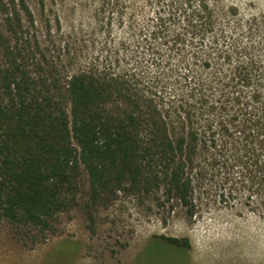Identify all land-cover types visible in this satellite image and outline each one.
<instances>
[{
  "label": "trees",
  "instance_id": "16d2710c",
  "mask_svg": "<svg viewBox=\"0 0 264 264\" xmlns=\"http://www.w3.org/2000/svg\"><path fill=\"white\" fill-rule=\"evenodd\" d=\"M144 2L147 15L140 25L123 24L112 55H150L153 63L157 55H190L186 77L204 96L211 55L226 52L217 19L236 11L210 0ZM113 15L119 26L123 13ZM32 23L26 0H0V218L49 229L79 168L90 204L116 192L158 191L159 206L192 217L210 181L222 203L264 196V89L255 73L232 71L217 97L210 90L213 100L196 101L193 113L182 102L172 122L135 70L106 80L87 70L59 76L45 55H23L18 45Z\"/></svg>",
  "mask_w": 264,
  "mask_h": 264
},
{
  "label": "rangeland",
  "instance_id": "374dc122",
  "mask_svg": "<svg viewBox=\"0 0 264 264\" xmlns=\"http://www.w3.org/2000/svg\"><path fill=\"white\" fill-rule=\"evenodd\" d=\"M210 1L236 12L217 19L226 52L211 55L204 96L197 93L199 81L186 77L190 55H157L154 63L150 55H112L125 35L123 24L140 25L147 15L144 0H26L33 23L23 29L28 47L22 42L18 47L23 55H45L59 76L87 70L106 80L135 70L140 88L155 95L160 110L177 122L182 102L192 103L193 113L196 101L213 100L210 90L217 97L234 70L255 73L264 89V0ZM116 10L123 13L119 26ZM78 175L69 191L62 189L68 203L49 229L0 218V264H264L262 193L258 203H222L218 185L210 181L195 215L186 217L174 205L159 206L158 191L116 192L90 204L81 168ZM163 237L176 238L182 249Z\"/></svg>",
  "mask_w": 264,
  "mask_h": 264
}]
</instances>
